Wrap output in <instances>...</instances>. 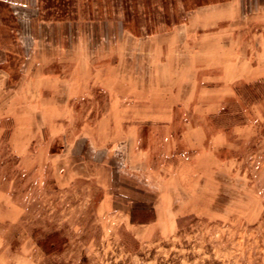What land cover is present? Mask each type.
<instances>
[{"label": "crops", "instance_id": "0c3cea01", "mask_svg": "<svg viewBox=\"0 0 264 264\" xmlns=\"http://www.w3.org/2000/svg\"><path fill=\"white\" fill-rule=\"evenodd\" d=\"M188 1L181 21L138 36L112 19L52 14L47 0H0V115L12 120L9 142L22 161L46 128L82 110L77 102L100 86L105 115L48 154L52 176L58 187L93 179L102 202L129 219L132 208L157 214L161 194L149 199L141 188L146 126L154 154L156 145L165 155L195 150L205 127L185 123L179 137L175 112L198 97L212 112L240 84L264 79V0Z\"/></svg>", "mask_w": 264, "mask_h": 264}, {"label": "rangeland", "instance_id": "374dc122", "mask_svg": "<svg viewBox=\"0 0 264 264\" xmlns=\"http://www.w3.org/2000/svg\"><path fill=\"white\" fill-rule=\"evenodd\" d=\"M46 5L71 19H112L138 36L168 30L192 6L188 0ZM251 83L236 87L241 94L235 90L222 105H211L217 108L212 112L204 109L206 97L175 112L177 136L185 123L205 127L204 146L195 150L165 155L156 145L154 154L146 126L142 146L150 152L141 158V188L149 199L161 194L162 208L155 222L141 225L131 224L126 210L103 203L104 188L93 179L58 187L47 160L84 123L105 115L103 88H92L77 102L82 110L58 128H46L25 161L9 142L11 118L0 115V264H264V99L249 100L245 85ZM54 233V241L64 244L47 254L38 243Z\"/></svg>", "mask_w": 264, "mask_h": 264}, {"label": "trees", "instance_id": "16d2710c", "mask_svg": "<svg viewBox=\"0 0 264 264\" xmlns=\"http://www.w3.org/2000/svg\"><path fill=\"white\" fill-rule=\"evenodd\" d=\"M245 89L249 90V100L252 103L264 99V79L258 80L254 83L245 85ZM238 95L241 94L239 89H236ZM156 221V213L153 208H132L130 211V222L133 225L148 224ZM58 233L49 235L46 239L40 241L38 244L43 248L47 254L61 251L64 241H54Z\"/></svg>", "mask_w": 264, "mask_h": 264}]
</instances>
